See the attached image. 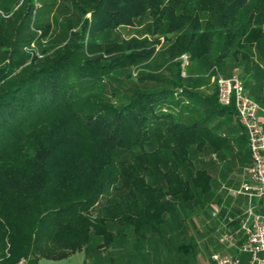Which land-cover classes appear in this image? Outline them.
<instances>
[{
    "label": "trees",
    "instance_id": "trees-1",
    "mask_svg": "<svg viewBox=\"0 0 264 264\" xmlns=\"http://www.w3.org/2000/svg\"><path fill=\"white\" fill-rule=\"evenodd\" d=\"M82 1L65 40L37 37L40 54L32 40L18 53L0 25V264L158 244L212 193L200 156L237 157L213 125L234 107L220 106L217 87L209 97L187 87L179 57L209 70L264 51V0ZM161 38L172 62L159 65ZM174 250L196 263L194 241Z\"/></svg>",
    "mask_w": 264,
    "mask_h": 264
},
{
    "label": "rangeland",
    "instance_id": "rangeland-1",
    "mask_svg": "<svg viewBox=\"0 0 264 264\" xmlns=\"http://www.w3.org/2000/svg\"><path fill=\"white\" fill-rule=\"evenodd\" d=\"M84 6L82 0H0V25L5 27L6 36H9V40L15 42V48L19 49L18 53L21 51L27 52V49H21V43L32 40V49L34 48V52L37 51L40 54L37 37L42 39V44L47 46H56L57 44H52L61 43L66 38L67 27L77 24L75 11L77 12L79 7L83 8ZM39 28L48 30L50 34L45 38H41L43 34L40 33ZM133 32L130 29L121 30V33L126 37H129ZM166 43L161 38L163 47H157L156 53L162 55V60L158 62L159 65L172 62L169 55H167L168 44ZM15 48L13 47V49ZM1 54L3 52L0 50V57ZM187 56L189 60L186 65L182 60L183 55L179 57V60H182V77L190 80L187 87L196 91L200 97L211 96L215 87H217L214 69L218 68V74L225 78L239 76L245 85L247 94L257 102H261L258 97L264 98V75L261 74V71H264V60L261 59V57H264V51L254 48L248 52V58L238 57L237 60L228 56L219 67L214 64L209 70L205 67L204 62L192 63L190 56ZM177 60L178 58L174 59L173 62ZM139 70H135L134 75H137ZM190 102L193 103L194 100H190ZM207 110L205 116L209 114V108ZM234 116L236 117V115ZM235 117L228 119L224 116L222 119H216L213 125L216 128L222 125V133L228 137V145L235 151L237 157L232 159V153L228 150L224 153L207 150L200 156L199 161H202L205 166L201 163H198V165L202 168H208L213 176L212 193L202 199L199 196L188 210L184 209L182 211L177 220L170 225H166L164 241L162 240L159 244L154 243V245L148 242L149 239L147 242L138 245L128 243L118 245L119 248L111 245L105 249H97L96 246L92 245L89 250L82 251V253H78L71 258L62 260L40 259L38 264H162L156 254L160 249L159 247L164 245V242H166L165 247L168 249L169 255L174 259V255H176L173 252L174 249L182 243L190 244L194 241L197 244L196 264H205L210 261L214 253L228 252L227 247H229V244H224L225 238H231L233 235L236 237V230L234 227H230V224H232L230 222L234 221L233 215H238L241 212V208L238 206L239 199L235 198L233 192L240 190V186L247 177L244 166L249 163L250 154L247 142L243 138V129ZM234 184H236L235 187ZM240 197L243 200V196ZM221 201L225 203H221ZM257 203L258 199H254V206L264 209L263 203L258 205ZM224 205H227V207H224ZM216 209L218 212H216V217H213ZM170 227L180 229L175 230ZM113 230L118 229L113 227ZM180 231L183 234H180ZM155 239H157V236H153L151 240ZM158 245V248H154ZM230 254L239 257L246 264L251 259L250 255L240 253L235 249H231ZM22 260L27 259L23 258L19 263Z\"/></svg>",
    "mask_w": 264,
    "mask_h": 264
},
{
    "label": "built area",
    "instance_id": "built-area-1",
    "mask_svg": "<svg viewBox=\"0 0 264 264\" xmlns=\"http://www.w3.org/2000/svg\"><path fill=\"white\" fill-rule=\"evenodd\" d=\"M184 65L189 57L183 55ZM216 72V86L218 102L221 107H234L235 119L242 127L248 140V147L251 154V166L247 168L246 182L235 195H244L249 198V209L241 222V230L245 234V240L238 251L250 255L251 259L247 264H264V214H257L253 206V200L258 199L264 204V129L262 128L261 114H264V106L251 98L245 89L242 79L235 75L225 78ZM216 209L213 217H216ZM223 242V241H222ZM224 244L233 246L230 238L226 237ZM19 264H27L22 260ZM210 264H246L242 260L229 253H214L211 256Z\"/></svg>",
    "mask_w": 264,
    "mask_h": 264
},
{
    "label": "crops",
    "instance_id": "crops-1",
    "mask_svg": "<svg viewBox=\"0 0 264 264\" xmlns=\"http://www.w3.org/2000/svg\"><path fill=\"white\" fill-rule=\"evenodd\" d=\"M262 73L261 74H263L264 75V71L262 70L261 71ZM264 79V78H263ZM246 89V88H245ZM258 99H261V102H258V103H260L262 106H264V98H260V97H258ZM261 122H262V128L264 129V114H261ZM243 135H244V133H243ZM245 140H246V142H247V139L245 138ZM247 147H248V143H247ZM248 151H249V147H248ZM249 153H250V151H249ZM248 164L246 165V166H244V171H246L247 170V168H249L250 166H251V163H252V161H251V155L249 154V159H248ZM246 178L247 177H245V181L243 182V184L246 182ZM242 184V185H243ZM235 185L236 184H234V187H235ZM242 185L240 186V187H242ZM241 189V188H240ZM235 192V191H234ZM241 196V195H240ZM239 195H235V198H237V200H238V206H240L239 208H241V212H239V214L237 215V217H234V221L235 222H238L239 221V225L237 226V228H235L234 226V224H230V227H234L235 228V236L236 237H234V235H233V237H231L230 239H231V241H232V244H233V246L232 247H230V245H229V247H227V249L229 250L228 252H224V253H229L230 254V250L231 249H235V250H238V247H240L241 245H242V243L244 242V240H245V234H244V232L241 230V222H242V220L245 218V213H246V211H248V209H249V198L248 197H246V196H244V195H242L243 196V200H241V197H240ZM222 200V199H221ZM254 201V200H253ZM222 202H224V201H222ZM225 203V202H224ZM261 203V201H259L258 200V203H257V205L258 204H260ZM253 206H254V204H253ZM255 207V212L257 213V214H264V209L263 208H261V207H259V206H254ZM230 208H232V205L230 206ZM235 210V209H234ZM234 221H232V222H230V223H234ZM159 244V243H158ZM119 244H117V245H114V246H116L117 248H119V246H118ZM123 245H125V244H123ZM155 245V244H154ZM159 247V245L157 246V247H154V248H158ZM160 249L158 250V253L156 254V256L159 258V260L162 262V264H180V262H181V258L182 257H180V256H177V255H174V259L176 258V260H174L173 259V257L172 256H170L169 255V252H168V249H166V247H165V244L164 245H162V247L160 246L159 247ZM99 253L101 252V251H98ZM173 252H176V250H174ZM78 253H82V252H78ZM78 253H76V254H78ZM76 254H73V255H71L69 258H71V257H73V256H75ZM123 258V257H122ZM162 258H163V261H162ZM68 259V258H67ZM210 261H211V258H210ZM210 261H208V262H206L205 264H210ZM196 264V263H195Z\"/></svg>",
    "mask_w": 264,
    "mask_h": 264
}]
</instances>
